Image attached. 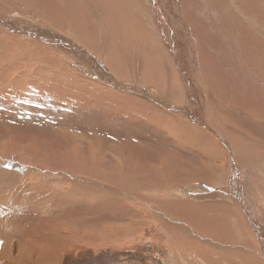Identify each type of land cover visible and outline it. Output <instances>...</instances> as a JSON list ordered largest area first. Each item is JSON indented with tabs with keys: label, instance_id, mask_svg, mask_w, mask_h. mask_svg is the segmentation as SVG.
Returning <instances> with one entry per match:
<instances>
[{
	"label": "bare ground",
	"instance_id": "6f19581e",
	"mask_svg": "<svg viewBox=\"0 0 264 264\" xmlns=\"http://www.w3.org/2000/svg\"><path fill=\"white\" fill-rule=\"evenodd\" d=\"M58 1L61 2L62 0ZM84 1L85 2H82V4L76 5L80 10L78 13L81 14L73 19L65 16L64 11L62 13L60 12L61 9L59 10L57 4H54L56 0H0V16L2 17H0V28L10 31L8 37H10L11 41L15 39L19 44L20 55L36 48V44H34L35 40L45 47H52L56 50L54 55L50 54L52 60L55 61V58L59 57L61 61H65L66 58H68L71 62L79 64V62H76L72 56H70V51H72L74 55V53L82 51L80 48H69L62 43L63 41H61L55 33L52 34L54 35L53 38L51 34L48 33L40 40L36 39L40 38V35L43 33L41 25H39V29L23 27L17 20H13L11 16L18 13L27 16L28 13L34 12L35 10L39 19L42 13L50 18L53 17L52 19L60 21L58 25L63 29H67L68 25L72 24L71 31H74V35L71 34V36L76 38V35H78V37L83 40L87 39L86 41L94 46L92 47L91 45L90 48L93 49L96 54L104 56V60H100L96 58L93 52L90 53L87 49H84L87 51L86 53L92 65L90 66L85 63L89 73L98 78L100 77L101 81L109 83L111 86H117V83L121 86L122 84L120 81H123V85H129V83L124 80L125 76L129 74L132 75L136 72L135 76L140 78L141 83H150L149 86L151 88L149 89L154 91L156 89L157 92H154V96L160 97V100H148V103L142 105L145 110L139 108V111H142L143 114H138L145 117L147 119L146 122L150 124L152 120L155 122L158 119L160 123L162 121L163 125L165 124L166 126L161 124L162 131L166 134L165 138L167 139V141H164V144L170 146L165 147L163 143L161 146H157L162 147V150L166 151L163 155L164 158L149 166V171L153 172V176L148 178L144 177L146 179L144 183L152 187L154 194L149 196L150 199L148 197H142L141 194L140 196L135 194L136 199L133 196L130 197L134 198L137 204H141L140 201L149 199L159 208L154 212L152 211L154 210L152 209L153 206H149L152 214L150 213V218L147 220V217L144 216L141 206L139 205L137 209L132 205L130 209H128L125 205L118 207V204H113L114 206L108 207V215L112 219L110 221L112 224L108 231L105 229V232L96 229L99 230L101 233L100 235H98V231H94V229L87 227L86 229L88 230L86 231L84 229V233L91 231L88 234H83L82 229L85 227H79V223L70 219L58 220L54 228V234L47 235L46 231L50 230L47 225L57 219L65 217H63L64 213L62 212V208L57 209V207H53L56 192L63 198V187L67 185L66 187L69 189V194L76 198V193H81L83 189L86 191L90 190L88 186L83 185L82 182L76 179L79 177L81 181L82 179L85 181L91 179L85 177L84 174L86 173L84 172L74 173L58 164L44 163L43 165L48 167H45L43 176L48 179H54L56 171L70 173L69 175H72L75 179L70 178L72 181L67 179L64 182L63 178V183L54 184L45 182L44 180V184L39 179V176L33 175V173L30 172L31 183L36 185L38 190L46 196L45 198H39L38 200H41L38 204L36 203L34 205L31 204V202L25 203L20 198H16L15 200H3L0 198L1 211L4 209L3 206H8L11 211L13 208L16 209L17 207L20 208V210L26 207L33 210V212H37L41 207H46L49 210L44 223L38 225L40 228H38L36 232L30 230L24 235H18L10 232L12 231L11 229H13L11 228L10 231L7 230V232L9 231L11 233L8 239H5L3 235L4 239L7 241L8 250H11L9 243L13 242V236H23L27 242L31 244L29 247H20L18 251L19 255L17 256L18 259L16 260L18 261L17 264H28L29 258L36 249L41 248L42 251L47 247L53 250L48 254L51 256V263H61L67 255L65 254V252L68 251L67 249H70L76 243H85L91 246V242L96 243L100 239L103 244L111 241L119 243L125 237L129 239L133 237L134 234L136 235L135 230L138 228L141 230L138 235L146 236V240H151L154 246H158L159 241L155 240L156 234L143 232L154 222H158L161 226V232L167 235V241L165 240L163 245L169 250V254H175L174 257L181 256L184 259L194 258L200 264H203L202 255L206 254V257L209 256L212 249H210V247L213 246L217 248L219 252H222L220 260H231L234 264H264V139L261 140L260 137H258V133L264 134V62L260 59L263 63L258 64H263V67L257 65V69L251 62L245 59L242 61L239 60L241 62L238 64L236 63L239 65L240 70L235 69L234 65H231L232 59L238 62L239 55L236 53L238 51L247 52L246 54H250L249 57L264 53V17L262 16L263 18H260L262 12L259 14V10L255 12L245 11L247 21L252 23L249 24L247 22V25L241 26L240 28L238 27L239 25L228 27L230 30L228 33V28L224 26H226L225 22L230 19L226 18L222 20V11L227 10L229 13L227 12L226 14L233 15L234 10L239 11L242 0H231V2L230 0H214L216 3H219L218 7L214 9V11L218 13V18L215 16L213 10H209L207 6L203 5L204 1L202 2V0H151L159 16L165 15V20L157 32L158 40L161 43L158 42L160 46H158V43V45H155L156 47L152 46L150 52L149 45L146 44L143 39V41L140 42L137 37L139 45L136 46V49L142 52V56H137L140 62L138 69H136L137 66H135L132 59L127 55V52L131 49V44L127 42L128 46H130L127 47V44H124L125 42L113 43V41L119 40L120 38L119 35L116 34L118 32L115 26L116 19L115 17L111 19L109 16L111 12L107 13L105 10L107 9L105 7V1ZM257 1L259 2L260 0ZM257 1H254V3H257ZM116 3L117 2H115V4ZM262 4L264 5V3ZM248 7L249 6H247V8ZM80 16L81 18L85 17L86 20L92 18L93 20L90 24L87 23L79 26L80 19H76L78 17L80 18ZM66 19H69L70 22ZM254 19L262 21L263 24L254 23ZM36 25L38 26V23H36ZM106 26L109 30L111 27L115 29V31L110 30L112 33L111 37L110 31L107 29L106 33L99 40H96L95 38L104 31ZM191 27L197 32L195 34L201 36L199 37L191 33L188 34ZM236 27H238L239 30H236ZM257 28H261V30ZM35 30L40 34H38V32L35 33ZM212 30L217 31L223 36H219L220 41L214 38ZM55 32L58 33L59 30ZM23 36L33 38L34 40L31 39L27 41ZM182 36L187 37L188 47H181L179 48L181 50H176L174 53L165 52L164 46L166 51L168 50L167 45L173 48V42L179 41V37ZM235 37L239 38V41L236 42L237 47L228 49V44L225 41L223 42V40L228 41ZM18 38L24 39L27 44L22 45L20 43L21 41L19 42L17 40ZM152 48H157L159 51L153 50ZM160 50L164 51V54H161ZM218 51L220 54H218ZM143 55L145 58H141ZM260 56L264 60V55ZM188 57H191L190 63L186 62ZM205 57L210 59L207 66L202 63L205 61ZM13 58H16L14 61L16 66L14 73L16 72V75L14 78L10 79L11 82L8 84V86L12 84L9 90L12 94L23 81L32 83V85H40L44 88L47 85L46 81L54 82L57 80L58 93L67 95L69 100L74 101L78 95L77 93H79V91L76 92L79 88L77 84L87 90L86 85L83 86L84 79L77 72L73 75L75 78L73 83L66 85L62 79V75H58L51 71L55 69V67L50 66L48 63L43 66L45 61L30 63L29 59H19L18 56H13ZM222 58H224L223 61ZM255 59L256 58H254V60ZM145 60H148V62ZM97 61L102 62V64H98ZM144 61L147 62L149 65L148 67L144 66ZM107 64L113 72L114 77L119 79V81L112 80L109 75L111 71L107 67ZM186 70V75L181 82V78L176 74ZM254 73L257 75V80L259 82L254 79ZM88 80L104 85V83L94 78H88ZM139 91H142V94L146 93L144 89ZM194 97H197L202 102L195 103ZM130 99L132 100V98ZM133 100L139 102L140 98L135 97ZM153 102L157 104H151ZM158 103L161 104L158 105ZM131 107L132 106L128 108V110L131 111L130 115L135 116L132 110L133 107ZM151 110L155 111V113L157 112L156 115L151 116V114H153ZM240 119H244L246 122L244 123L240 121ZM234 138L236 140H234ZM186 151L188 152L184 155ZM197 151L211 158L213 163H215L214 167L211 171L205 172L206 166L210 165L208 163L211 161L208 159L206 164H204V169L200 167L201 169L196 171L195 168L197 166L189 162L187 164V172L191 174V171H193V174H202L205 176V179L206 176H210L211 178L208 184H205V179L200 180L201 176L193 175H188L187 177L189 178L187 182H183L180 179L182 178L181 169L183 168V161H179L178 156H172V154H179L183 155V158H189ZM221 162L222 167L219 165ZM223 163H225L224 165H228V170L222 174ZM164 172L167 174L174 172V176L177 177L178 180H176L177 178L174 180L164 179ZM230 172L233 174L230 175ZM211 173H213L214 176ZM111 177L112 178L109 180L102 177L101 180L97 179V181L101 183L99 185L103 184L110 189L114 188V190L115 187H122L119 186L122 180L116 173H113ZM222 177L225 183L222 185V189L214 187V180L222 179ZM194 183L198 184L200 187H187V185H193ZM202 185H206L205 189L201 187ZM44 190H47V192H43ZM219 190L222 191V198L218 196ZM102 194L103 191L101 192V197H95V195L89 194L85 199H93L91 201L102 199L107 203V200ZM121 194V196L128 197L125 191L121 192ZM20 204H25L24 208H21ZM108 204L111 203L108 202ZM6 210L7 209H4V211ZM143 212L146 213L147 211ZM161 212L164 213V215H162ZM158 213L162 216H159ZM50 214L55 215L53 216V220L50 219ZM5 218L9 221V215L7 213L6 216H4V219ZM8 225V227L16 228L14 225ZM77 226L79 228H77ZM111 229L114 234L109 232ZM79 232L81 233L80 235ZM2 234L3 232L0 230V237H2ZM242 245H244L243 248ZM0 246L5 248L3 243H0ZM239 248H242V250H239ZM75 255L78 256L79 253L77 252ZM219 255L220 254H216L217 257ZM43 259L46 264L50 262L48 257ZM236 261H238V263ZM0 263H2L1 257Z\"/></svg>",
	"mask_w": 264,
	"mask_h": 264
},
{
	"label": "rangeland",
	"instance_id": "374dc122",
	"mask_svg": "<svg viewBox=\"0 0 264 264\" xmlns=\"http://www.w3.org/2000/svg\"><path fill=\"white\" fill-rule=\"evenodd\" d=\"M104 1L105 7L107 8L105 10L107 11V13L111 12L109 13L111 19L113 17H115L116 19L115 26L118 30L116 34L119 35L120 39L113 41V43L125 42L124 44H127V47L131 46V49L129 50V52H127V55L132 59L135 66H137L136 69H138L140 61L137 59V56H142V52L136 49V46L139 45L138 41L140 40V42H142L144 40L145 43L149 45L148 47L150 52L152 46L161 43L158 40L157 32L159 30V27L165 20V15L163 14L159 16L158 12L154 9L151 0ZM114 1L117 3L115 4ZM254 1L242 0L239 6V11L234 10L233 15L226 14L228 12L227 10L222 11L221 19H230L228 20L229 22L227 21L229 24L225 22L226 26L224 27L230 28L234 27L235 25H239L238 27L240 28L241 26L247 25V22L251 24L252 22L247 21L245 17V11L255 12L259 10V14L260 12H262V15L260 14V18H263L264 5L262 3H264V0H260V3L258 1L257 3H254ZM82 2L85 1L62 0L61 2H59L58 0H56L54 4H57L59 10L61 9V13L64 11L65 16L74 19L77 15L81 14L78 13L80 12V10L76 7V5L82 4ZM202 2L203 5L207 6L209 10H213L215 16L218 18V13L214 11V9L218 7L219 3H216L214 0H202ZM244 2L247 3L245 4ZM73 4L75 7L73 6ZM108 4H110L111 6ZM247 6L249 7L247 8ZM44 16L45 14L42 13L39 19L34 10V12L28 13L27 16L18 13L12 15L11 18L13 20H17V22L21 26L30 29H39V25H41V30L43 31V33L40 35V38L36 39L40 40L48 33H50L51 37L53 38L54 35L52 34L55 33L58 35L59 39L63 41L62 43L67 45L69 48H80L82 51L74 53V55L72 54L73 52L70 51V56H72V58L76 62H79V64L71 62L68 58H66L65 61H61L59 57L55 58V61L52 60L50 58V54L54 55L56 53V50H54L52 47H45L40 42L35 41L33 38H27L26 36L23 37H25L27 41H30L31 39L34 40L36 48H33L31 51H27L25 54L20 55L19 44L15 41V39L11 41L10 37H8V35H10V31L8 29L4 30L0 28V198L3 200H15L16 198H20L25 203L31 202V204L33 205L36 203L38 204V202L41 200L38 199L45 198L46 196L38 190L36 185H33V183H31L32 180L30 178V172H32L33 175L39 176V179L44 184L45 182H50L51 184L63 183V178L64 182L67 179L70 181H72V178L75 179L74 177H72V175H69L70 173H63L61 171L55 172L56 176L54 179H48L47 177L43 176L45 167H48L46 165H43L44 163L58 164L59 166L68 169L70 172L86 173L84 174L85 177L90 178L91 180L85 181L82 179L81 181L80 177L76 180H79L83 185L88 186L90 190L86 191L85 189H83L81 193H76V198H74L73 195L69 194L70 192L66 187L67 185L63 187V198L58 192H56L54 204L51 202L50 203L53 204V207H57V209L62 208V212L64 213L63 217H65L57 219L48 224L47 227H49L50 230L46 231L47 235L54 234V228L56 227L58 220L67 219L79 223V227H85L82 229L83 234H88L91 231L90 230L84 233L85 230H88L86 229L87 227L90 229H94V231H98V235H100L101 233L99 232V230H103L104 232L106 230L108 231L109 227L112 224V222H110L112 219L108 215V207L114 206L115 204H118V207H120L121 205H125L128 207V209H130L131 205L135 209H137V206L139 205L141 206L142 213L147 217V220H149L150 215L152 214L150 212L151 209L149 206H153L152 209L154 210L152 211L154 212L157 211L159 207H157V205H155L153 201L149 200V196H152L154 192L152 187L144 183V180H146L145 178L153 176V172L149 171V166L153 163H157L163 160V155L164 153H166V151L162 150V147L157 146H161L162 143L164 144V141H167V139L165 138L166 134H164L162 131V121L160 123L158 119L155 122H153L152 120V123L150 124L146 122L147 119L145 117L139 115L138 113L143 114L142 111H139V108L145 110L142 105H144V103H148V100H160V97L154 96V92H157L156 89L155 91L149 89L151 88L149 86L150 83H141L140 78L135 76L136 72H134L132 75L129 74L125 76L124 80L129 83V85H123V81H120L122 84L121 86L118 85L119 83H117V86H111L109 83L101 81L100 77L98 78L97 76H93L87 70L86 64L90 66L92 65L90 62V58L86 53L87 51H85L84 49H87L90 53L93 52L96 58L100 60H104V56L96 54L95 51L90 48L91 45L92 47H94L93 44L87 42V39L83 40L82 38H79L78 35H76V38H74V36H71V34H73L74 32L71 31L72 24L68 25V28L70 30L68 28L63 29L58 25L60 21L52 19L53 17L50 18L48 16ZM79 19V26L85 25L87 23L90 24L93 20V18L90 20H86L85 17L81 18V16L76 20ZM66 20L68 21L69 19ZM68 22H70V20ZM36 23H38V26L36 25ZM254 23L260 25L263 24L262 21H257L256 19H254ZM107 26L105 27L104 31L95 38L96 40H99L106 33L108 29ZM238 27H236L235 29L239 30ZM111 28L110 30L115 31L114 28ZM229 28L228 33L230 31ZM257 29L261 30V28ZM54 30H59V32L57 33ZM190 31H188V34L197 33L192 27ZM34 32L36 33L38 31L35 30ZM212 33L214 38L217 40H219V36L223 37L215 30H212ZM38 34L40 33L38 32ZM111 34L112 33L110 31V37ZM67 35L71 37H68ZM195 35L199 37L201 36L199 34ZM137 37L139 38V40ZM17 40L19 42L21 41L20 43L22 45L27 44L24 39L18 38ZM187 41L188 39L186 36L179 37V41L173 42V48L167 45L168 50L166 51L165 46L164 50L167 53H174L176 50H181L179 49L181 47H188ZM224 41L228 44V49H231L237 47L236 42L239 41V38L235 37L233 39H229L228 41L223 40V42ZM127 42H129L131 45L128 46ZM158 46H160V44ZM152 49L159 51L157 48ZM160 52L161 54H164V51L160 50ZM236 53H238V55L240 56H238V62H235L232 59L231 63V65H234L235 69L240 70V67L237 64L244 59L248 62H251V64L256 69L258 66L263 67V64H260L263 63L264 60L260 55L263 56L264 53L256 55L254 57H249L250 54H246L247 52L244 51H238ZM218 54H220L219 51ZM13 56H18L19 59H29L30 63L45 61L43 66L48 63L50 66L55 67V69L51 71L57 73L58 75H62V79L64 80V83L66 85L73 83V81L75 80L73 75L75 74V72H77L84 79L83 86L86 85L87 90L85 88L83 89L81 85L77 84L79 88L78 90H76V92L79 91V93H77L78 95L76 96V100L74 101L69 100V97L67 95L58 93L57 80L54 82L46 81L47 85L44 88H42L40 85H32V83L23 81L19 84L18 89H16V91L12 94L9 92L12 84L10 86H8V84L9 82H11L10 79L14 78V76L16 75V72L14 73L16 67L14 61L16 58H13ZM141 58H145L144 55ZM190 58L191 57H188L186 59V62L190 63ZM254 58L256 59L254 60ZM10 59L13 61H11ZM223 60L224 58H222V61ZM145 61L148 62V60ZM145 61L144 66L148 67L149 65ZM208 61L210 62V59L205 57V61H203L202 63L207 66V63H209ZM98 64H102V62H98ZM108 66L109 65L107 64V67ZM186 72L187 70L183 71L182 73L176 74L181 78V82L183 81ZM111 73H109V75L112 80L119 81V79L114 77L112 71ZM253 77L257 80V75L255 73ZM88 78H94L97 81H101L102 83H104V85H100L96 82H91L90 80H88ZM257 82L259 81L257 80ZM138 89H144L146 93L142 94V91L140 92ZM135 97H139L140 101H134L133 99ZM130 98H132V100ZM194 100L195 103L202 102L197 97H194ZM151 104L156 105L157 103L153 102ZM160 104L158 103V105ZM130 106L133 107L131 108L134 111L133 113L135 116L130 115L131 111L128 110ZM151 112L153 113L151 114V116L156 115L157 113H155V111L153 110H151ZM240 121H243L244 123L246 122L244 119H240ZM163 126H165V124ZM258 135L261 140L264 139V134L258 133ZM234 140L236 139L234 138ZM164 145L165 147L170 146L168 144ZM187 152L188 151H186L184 155H186ZM172 156H178V160L183 161V168L181 169L182 178L179 177L183 182H187L189 178L187 177L188 175L201 176L200 180L205 179V176L202 174H193V171H191V174L187 172V164L189 162L197 166L195 168V170L197 171L201 168L204 169V164H206L208 159L211 160L208 163L210 165L206 166L205 172L211 171L215 164L213 163V160L211 158L207 157L206 154L204 155L198 151L189 158H183V155L179 154H172ZM224 164L225 163H223L222 174L226 172V170H228V165ZM219 165H221L222 167V162L219 163ZM113 173H116V175L121 178L122 183L119 184V186L122 187H115L114 190V188L110 189L106 185H99L101 183H98L99 181H97V179L101 180V178L104 177L109 180L112 178L111 175ZM163 174L165 176L164 179L166 180H174L177 178L174 176V172H172L171 174H167L164 172ZM211 174L213 175V173ZM232 174L230 172V175ZM210 178V176H206V182L204 181L205 184H208V182H210ZM176 180H178V178ZM214 181L215 184L213 186L219 187L221 189L222 185L225 184L223 182V177L222 179ZM191 186H194L196 188L200 187L196 183H194L193 185H187L188 188H191ZM201 187L205 189L206 185H202ZM111 190H114L115 192ZM102 191V196L107 200V203L102 199H97V201H91L93 199H85L89 194L93 196L95 195V197H101ZM124 191L127 192L128 197L121 196V192ZM43 192H47V190H44ZM135 194L137 196H140L141 194L142 197H148L149 199L140 201L141 204H137L135 200ZM130 196H133L135 199ZM218 196L222 198V191L219 190ZM122 200H124L125 202ZM108 202H110L111 204H108ZM24 205H21L20 207L24 208ZM3 208L7 210L4 211L3 209L4 212L0 210V230H2L3 232V238L0 237V243H3L6 249L0 246V257L2 258V263L0 264H17L18 261L16 260L18 259V250L20 249V247H29L31 244L28 243L23 236H13V242L9 243V247L11 248V250H8L7 241L5 239L9 238V235L11 234L10 232L18 235H24L27 231L30 230L36 232V230L40 228L38 225L40 223H44L49 210L46 207H41L37 212H33V210L26 207L25 209L21 210L18 207L16 209L13 208L12 211L8 206H3ZM143 211L147 212L144 213ZM165 212L167 213V211ZM6 213L9 215V221H7L6 218L4 219ZM159 213V216L164 215V213L162 212V215ZM53 216L55 215L50 214L51 220H53ZM154 223L148 229H145L146 231L144 230L143 232H146L148 234H156L155 240L159 241L158 246H154V244L152 243L153 241L146 240V236L138 235L140 233L139 231H141L138 228L137 230H135L136 235L134 234V236L130 237L129 239L125 237L119 243L111 241L105 242L103 244L101 239L96 243L91 242L93 246H88L85 243H76L70 249H67L68 251L65 252V254L67 255L64 257V260L61 261V263L54 264H200L194 258L184 259L181 256L174 257V253L169 254V250L163 245V242L165 240L167 241V235L161 232V226L158 224V222ZM8 224L14 225L16 226V228L8 227ZM78 226L77 228H79ZM10 229L12 231H10ZM7 230H9L10 232L8 231V233ZM109 232L111 234H114L112 229ZM80 234L81 233L79 232V235ZM3 235L5 236V239ZM243 247L244 245H242V248ZM242 248H239V250H242ZM210 249V260L209 256L206 257V254H203L201 257L203 264H234V262H232L231 260H220V258L222 257V252H219L217 248L211 246ZM52 251L53 250L48 247L44 248L42 251L41 248L36 249L33 255L29 258L28 264H34V262L35 264H46L43 258L48 257L50 261L51 256H49L48 254ZM77 252L79 253L78 256L75 255V253ZM216 254L220 255L217 257ZM184 261H186L187 263ZM236 262L238 263V261ZM47 264H53V262L51 263L50 261L47 262Z\"/></svg>",
	"mask_w": 264,
	"mask_h": 264
},
{
	"label": "crops",
	"instance_id": "0c3cea01",
	"mask_svg": "<svg viewBox=\"0 0 264 264\" xmlns=\"http://www.w3.org/2000/svg\"><path fill=\"white\" fill-rule=\"evenodd\" d=\"M19 251V250H18ZM18 255H19V253H18Z\"/></svg>",
	"mask_w": 264,
	"mask_h": 264
}]
</instances>
